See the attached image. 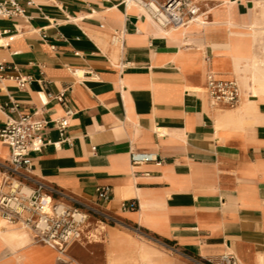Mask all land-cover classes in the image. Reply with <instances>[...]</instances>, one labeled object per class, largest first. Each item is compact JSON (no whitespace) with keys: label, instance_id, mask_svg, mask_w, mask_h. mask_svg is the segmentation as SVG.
<instances>
[{"label":"crops","instance_id":"obj_1","mask_svg":"<svg viewBox=\"0 0 264 264\" xmlns=\"http://www.w3.org/2000/svg\"><path fill=\"white\" fill-rule=\"evenodd\" d=\"M17 1L22 15L0 17V63L9 68L0 130L21 114L44 122L33 177L125 225H93L65 261L16 228L29 245L18 256L0 236V264H109L114 240L154 246L160 264H197L134 231L199 261L234 254L239 264H264V95L246 98L235 69L264 43V0H195L199 21L166 30L127 0ZM210 73L238 82L236 108L212 106ZM17 76L30 84L21 89ZM62 92L65 103L55 99ZM132 152H156L163 163L133 166ZM9 157L0 140V187ZM104 187L109 201L98 198Z\"/></svg>","mask_w":264,"mask_h":264},{"label":"built area","instance_id":"obj_2","mask_svg":"<svg viewBox=\"0 0 264 264\" xmlns=\"http://www.w3.org/2000/svg\"><path fill=\"white\" fill-rule=\"evenodd\" d=\"M148 13L161 29L186 28L199 21L201 9L195 0H132ZM130 3V0H127ZM24 13L17 0H0V17L10 19ZM117 39V36L115 37ZM9 68L0 63V76ZM15 81L21 89L31 82L26 76H17ZM210 102L215 108H236L242 97V89L237 81H224L210 73L206 86ZM52 96H49L51 98ZM65 103V92L56 96ZM18 106H15L17 109ZM73 115L68 110L66 117L58 122L61 131L68 127V119ZM45 123L32 120L31 116L21 114L18 120H9L0 130V140L10 148V157L4 170L0 187V218L9 225H21L34 234L35 242L56 250L59 260L65 261L68 247L73 242L89 240L88 229L96 226L125 224L108 211L93 206L65 193L57 187L36 180L32 175V154L39 153L45 146L43 131ZM133 166L155 163L161 165L162 158L156 152H132ZM98 198L102 201L111 199L110 188H98ZM135 210L137 204H129ZM171 252L190 258L197 264H213L191 258L175 246L162 243ZM223 264H239L234 254L221 257Z\"/></svg>","mask_w":264,"mask_h":264},{"label":"bare ground","instance_id":"obj_3","mask_svg":"<svg viewBox=\"0 0 264 264\" xmlns=\"http://www.w3.org/2000/svg\"><path fill=\"white\" fill-rule=\"evenodd\" d=\"M130 5H134L132 0H130ZM3 42L4 41H1L0 43ZM241 60L248 62V66L244 69L240 67ZM235 69L237 75H239L240 72L243 73V75L238 76V78H240L244 84L246 98H248L249 95L255 97L264 95V43L259 46L258 54L249 56V53H247L242 58L235 59ZM15 228L28 230L19 224L9 225L0 218V236L17 251L18 256H21L22 251H26L29 245V239L27 233L19 232L18 229ZM94 239L97 240V243L106 242L105 239L99 236H95ZM111 247L112 251L108 256L109 264H160V258L163 255V253L154 246L147 243H142L139 246V243L136 241L126 243L122 240L119 242L114 240L113 243H111Z\"/></svg>","mask_w":264,"mask_h":264},{"label":"rangeland","instance_id":"obj_4","mask_svg":"<svg viewBox=\"0 0 264 264\" xmlns=\"http://www.w3.org/2000/svg\"><path fill=\"white\" fill-rule=\"evenodd\" d=\"M252 53H253V51L251 50H249V56H251L252 55ZM248 66V62L246 61L245 62V64H244V67H243V69L245 68V67H247ZM16 229V228H15ZM135 233H132L133 235H135L136 237H138V239L140 238V240L141 241H145V242H147L148 241V243L149 242H152V243H154V244H156V243H158V244H161L162 245V248L163 249H165V250H169L168 248H166L162 243H160L158 240H156L155 238H153V237H150V236H147L146 234H144L143 232H140V231H134ZM135 237V238H136ZM28 244H29V242H28ZM35 245V244H34ZM170 252V251H169ZM170 253H172V252H170Z\"/></svg>","mask_w":264,"mask_h":264}]
</instances>
